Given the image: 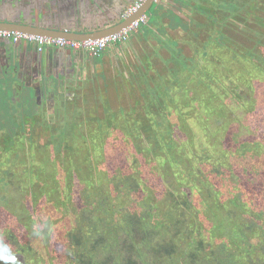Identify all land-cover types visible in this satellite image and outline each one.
<instances>
[{"label": "trees", "instance_id": "1", "mask_svg": "<svg viewBox=\"0 0 264 264\" xmlns=\"http://www.w3.org/2000/svg\"><path fill=\"white\" fill-rule=\"evenodd\" d=\"M172 1L175 9L176 0ZM179 5V14L183 9L189 13L184 17L177 15V23L180 24L176 27L185 32L183 38L191 43V47L194 43L197 45L194 50L197 56L188 58L181 54V50L173 52L168 45H163L170 59L164 72L137 80L140 111L137 112V119L129 117L130 123L137 128L135 133H127L131 140L137 141V155L143 161L154 163V170L163 184L161 197L155 196L142 183L138 160L133 161L137 165L132 167L133 172L127 170L109 177L98 171L99 155L95 152L102 149L104 133L111 130L113 120L106 119L108 126H102L98 121V127L91 129L89 122L81 123L83 130H78L79 138L88 142L82 143L81 148L74 145L76 143L72 147V142L66 140L74 139L77 134L75 128L80 125L78 122H73L71 128L55 126L52 134V139L58 140L55 161L64 170L66 185L74 176L79 178L83 185V197L74 203L70 185L58 186L60 180L53 159H50L51 170L44 168L48 162L38 165L31 162L28 167L33 182L30 186L31 203L37 205L43 196H49L46 202L56 212L68 211L74 216V223L65 237L62 255L54 246L51 248L54 255H45L41 259L29 245L31 233L39 232L38 236L49 239L47 225L44 224L43 228L37 221L38 208H30V218L27 205L17 208L1 197L0 200L7 201L4 204L14 208L15 213L7 217L14 221L13 224L9 225L8 220L4 222L0 245L11 247L16 264H264V210L260 207L261 203L264 204V195L256 184L249 199L240 193H232L226 198L217 188L214 189L212 179L221 175V167L229 166L225 158L214 159L206 154L199 163L192 158L196 169L187 159L189 167H184V151L180 144L184 134L179 125L168 119L173 115L180 122L199 118L207 131L215 127L228 134V124L237 121L239 113L256 116L261 107L254 105L260 103L256 96L264 98V91L258 88V92L254 93L251 85L244 80L245 75L233 77L231 73L232 68L246 57L259 54L257 59L264 60L262 50H259V46L264 45V0H181ZM159 8L156 5L155 19ZM171 62L170 67H175L174 71L168 68ZM254 66L259 67L257 64ZM257 68L253 67L254 70ZM260 71L264 73V67H260ZM184 72H189L185 80H192L190 85L180 80V74ZM173 75L179 85L175 90L174 82L169 83L168 80V76L173 80ZM225 75L230 79L227 80ZM192 92H200L201 96L206 92L209 96L198 98ZM228 97L232 99L233 109L230 108L231 102L225 101ZM214 99L220 100L213 111L217 118L206 124L198 106ZM222 108L223 117L220 118L218 114ZM9 123H0V130H5L7 135L4 151L14 148L18 133L15 130H25V122L20 126L14 124L13 129L7 127ZM204 135L207 145L211 143L214 147L211 141L215 134ZM192 146L196 147V144L192 143ZM242 146L246 148V145ZM12 152L19 157L16 149ZM74 152L82 153L83 158H74ZM81 170L86 172V177ZM42 171L46 179L41 183L39 174H34ZM139 193L143 199L137 204L132 199ZM194 196L199 202L194 203ZM149 198L153 201L149 202ZM142 202L148 205L144 206ZM252 202H255L254 205ZM75 205L82 207L74 208ZM15 228L17 231H14ZM144 244V250H141ZM2 253L3 248L0 247Z\"/></svg>", "mask_w": 264, "mask_h": 264}, {"label": "rangeland", "instance_id": "2", "mask_svg": "<svg viewBox=\"0 0 264 264\" xmlns=\"http://www.w3.org/2000/svg\"><path fill=\"white\" fill-rule=\"evenodd\" d=\"M180 3L181 0H176L174 5L178 6ZM173 11L175 13H173ZM155 13L156 4H153L150 10L145 14L148 21H150V26H156L161 21L157 15H155L157 18H154ZM166 13L171 20V22H169L172 26L171 29L173 28L174 30L166 37L168 42H164L166 41L165 38L163 41L161 39L164 35V29L161 26L159 34L156 33V31H158L155 29L156 27L150 28V32L147 31V35L149 34L151 36L150 38L148 37L151 41H149V47H144L143 44H141L138 49L137 74L139 75L137 80L153 76L159 71L164 72V67L168 63L170 57L163 50V42L168 45L169 49L173 52L181 50V54L188 58L197 56L194 54L197 45L194 43L191 47V43L183 38L185 32L181 28L176 27V25L180 24L177 23L178 11L170 9L169 12ZM187 13L189 12L186 9H183L182 14L180 15L181 17H184V14ZM249 25H251V23H249ZM140 29L144 31L147 27L141 26ZM259 50H262L261 54L264 56V45H260ZM173 54L174 53H172V55ZM258 56L259 54L253 57L244 58V61H242L241 64H237L232 68L233 72L231 73L233 77H242L245 75L244 80L251 85L254 93L258 92V88H262V91H264V73L260 71V67H264V60L262 58H259L258 60ZM255 64L259 67L257 68L254 66ZM171 65L172 62L168 64V68H171V71H174L175 67H170ZM253 67L257 69L254 70ZM252 69L253 71H251ZM188 73L189 72L181 73L180 80L190 85L192 80H185ZM168 78L169 83L174 82V90L179 87L174 75L173 80L172 77L168 76ZM225 78L227 80L230 79L227 75H225ZM164 80L166 81L165 76ZM191 87H189V90ZM73 88H70L69 91L66 88L64 93L61 94L62 97L59 99L60 101L57 99L56 101H58V103L44 112L43 119L45 121L43 120L40 125L35 127L25 128L23 133H20V136L14 139V148L12 150L16 149L19 157L14 156L11 149L10 151L3 150L7 144L3 142V137H0V199L1 197L5 198L8 201V204L12 203V205L17 208L27 205L30 218H32L30 208H38L36 213V217L38 218L37 221L41 224V227L43 226V228H45L44 224L47 225L46 228L47 232L49 231V239L44 240L41 236L31 233L32 239H29V245L38 253V256L41 259L45 255L53 256L54 252L51 248L54 246L57 248L59 254L65 250L62 246L66 244L64 240L67 233L71 232L74 223V216L68 214V211L63 213L56 212L52 208V205L46 202L49 196H43L37 205L31 203L30 186L33 182L30 180V169H28L30 163L35 162L38 165L42 162H48V165H45L44 168L51 170L50 159H53V161L56 162L55 164L53 163V166L54 168L57 167L55 172L60 180L58 186L64 187V185H70L74 203L77 202L76 199H81L83 197V185L79 178L74 176L72 181L68 179V181L71 182L66 185L64 170L60 168L59 162L55 161V144L58 143V140L52 139L55 126L61 127L62 129L67 128V126L68 128H71L73 122H78L81 126L79 125L77 129L75 128V130H77L76 136L74 135L73 140L69 138H66V140L72 142V147L73 144L76 143L74 145L81 148L83 147L82 143H88L79 138L78 130H83L81 123L87 124L89 122L88 126L91 129L93 127H98V121L102 126H108L106 119L109 118V120H113L112 125L110 126L111 130L109 129L107 130V133H104L102 149L99 148V150L95 152L96 155H99L97 156L98 171L101 174L102 172L106 173L109 177H111V174H122V172H126L127 170L133 172L134 170L132 167H137L133 161L138 160L141 165H139L140 178L144 186L150 188L158 198L161 197V191L163 190V184L154 170V163L143 161V158L140 155H137V151H139L135 146L137 141L131 140L127 134L135 133L137 128V126L130 123L131 118L129 117H135L137 119V112L140 111L137 104L141 101L138 86L135 88V94L132 95L130 94L128 84L120 86L118 87V90H115L113 86L107 82L101 83L100 80L93 81L87 77L81 80V82L79 81L76 83ZM192 95H196L198 98H206L209 96L206 92H204L202 96L200 92H192ZM256 97H258L260 103H255L254 105L256 107H258V104L261 106L259 107V111H256V116L253 114L242 116L239 113V120L236 119L237 121H234L235 123L231 122L233 123L231 126V123L228 124V134L227 131L225 132L223 129L215 127L207 131L204 129V125L199 118L186 122H180L177 120L176 115L168 118L171 123L179 125L184 134L181 135L182 142L180 143L182 147L181 149L185 154L182 156L184 157L182 159L184 167H189L188 160L191 164L193 163L194 169H196V163L192 158L197 159L199 163L206 154H209L214 159L216 157L225 158V163H228L229 166L226 165L221 167V175L212 179V183L214 189L217 188L222 196H225L226 198L232 193H240V195L249 199L252 195L251 191L253 185L255 184L264 195V98H259V96ZM2 100L6 102L8 99L2 97ZM225 101L231 102L230 108L233 109L231 97L226 98ZM219 102L220 100L214 99L208 104L205 102L201 106H198V108L201 109V116L204 117V122L206 124L214 121V118H217L214 116L213 111L216 110H214V108ZM36 104L37 102L35 100V105ZM0 109L5 110V112L0 111V120H5L6 122L9 121L13 124L12 119H14L16 115L12 117L11 114H7L8 107H0ZM32 110H35V106H32L30 113ZM217 113L218 111H216V114ZM33 115L34 114H32V116ZM115 115L117 116L112 118ZM218 115L220 118L223 117V108L220 109ZM63 117L65 121L63 120ZM21 120L27 123L31 122L29 121V115H27L26 112L21 115ZM209 133L215 134L211 141L214 144V147L211 143L207 145L204 139V134H208V137ZM3 134L4 133L1 135L3 136ZM192 143H195L196 147H193ZM242 145H246V148ZM231 152L233 155H231ZM74 154L75 155L72 156L76 159L83 158V155L80 152H74ZM62 156L63 155H61V157ZM67 166L70 167L71 165L68 164ZM36 174H39L41 183L46 179V174L43 173V171L41 173L36 172L34 176ZM81 174L83 177H86L85 171L81 170ZM106 174H104V176H106ZM9 183H11V185L8 186ZM119 195L123 198L122 193ZM142 199L143 197L139 193L137 196H134L132 200L138 204ZM145 200L147 201V198ZM152 201L153 199L149 198V202ZM193 201L194 203L199 202L198 197L194 196ZM6 202L0 200V231L4 226V222L8 220L7 217L10 216L9 214L15 213V209L7 207ZM142 203L144 206L148 205L146 202ZM254 203L255 202H252L253 205ZM154 204L155 203H153V205ZM78 206L79 205H75L74 208L82 207V205L81 207ZM257 207L256 210L259 209V205ZM260 207L264 210L263 203H261ZM6 210L8 213H6ZM10 220H8L9 225L14 223V221ZM7 227L10 229V226ZM13 227H16V225ZM204 227L208 228L206 226ZM14 231H17V228H15ZM204 243L208 244L207 240H204ZM145 245L146 244L141 246V250H144L143 247ZM13 264H16V261L13 260Z\"/></svg>", "mask_w": 264, "mask_h": 264}, {"label": "crops", "instance_id": "3", "mask_svg": "<svg viewBox=\"0 0 264 264\" xmlns=\"http://www.w3.org/2000/svg\"><path fill=\"white\" fill-rule=\"evenodd\" d=\"M172 2V0H156L155 4L160 6L158 9V17L161 21L156 26H150L147 19L146 24H148H145L147 29L142 31L139 28V31L133 34L126 43L109 46L99 57L90 58L87 53L81 51L47 48L41 55L43 74H37L35 77L33 73H30V70H34L36 66H38L35 62L36 48L26 41H21L16 44L10 43L12 42L11 40H5V42L0 41V43L3 44L0 45V70L8 73L13 72L15 77L12 80L13 84H10L11 82L9 79L6 81L7 85L9 84L5 92V97H8L7 102L12 105L13 111L22 113L23 111L26 112L29 110L28 115L31 117L32 114H34V125L37 126L44 120V112L60 101L59 99L62 97L61 94L64 93L66 88L69 91L70 88L72 89L75 87L76 83L79 81L81 82V80L87 77L93 81L100 80L101 83L107 82L111 84L115 90H118L120 86L128 84L130 94H135L138 78V49L141 44H143L144 47H149V41H151L149 38L151 36L149 34L147 35V31H149L150 28L156 27L155 29L158 30L156 33L158 34L159 30H161L160 26L164 29V35L161 38L162 41L164 38L166 40L170 32H173L174 29H171L166 13L169 12L170 9H174ZM102 3L103 0H101V4ZM113 4H116V2L114 1ZM109 6L112 7L110 9H113V13L116 14V7L114 5ZM179 6L180 5L175 6V10L178 11V13L181 9ZM57 7L59 8V6ZM127 9L123 10L124 14ZM173 13L175 12L173 11ZM164 42L168 41L166 40ZM164 42L163 44H165ZM14 48H19V50L22 51L20 63L15 64L16 67L18 66L16 70L10 68L11 63L9 59L11 55L10 52H12ZM32 58H34V60ZM57 99L58 101H56ZM35 100L37 102L36 105ZM32 106H35V110H33L31 114L30 110ZM12 121L13 124H15L16 118L12 119ZM0 122L8 123V121L6 122L5 120H0Z\"/></svg>", "mask_w": 264, "mask_h": 264}, {"label": "water", "instance_id": "4", "mask_svg": "<svg viewBox=\"0 0 264 264\" xmlns=\"http://www.w3.org/2000/svg\"><path fill=\"white\" fill-rule=\"evenodd\" d=\"M64 1H65V5H63L61 1V5H60L61 9H59L58 7L57 8L55 7V5L57 4L59 6L58 2L52 3L53 0H47L44 2L45 4L43 10L47 15L48 13L51 12L52 15L57 16L58 17L57 19L62 25V27L64 26L69 28L66 29V31L62 27L59 28L61 32H56V31L52 32L47 29L35 31L23 27L10 28V27H5L6 25L1 23L0 32L3 31L20 32L23 34H30L34 36L72 39L76 41L100 39L112 35L114 33H117L121 31L123 28H126L132 22L137 20L139 17L145 15V13H147L150 10L152 5L156 3V0H146L144 5L141 7V9L137 13L129 16L128 18L123 19L124 12H122L121 15L118 16L117 19L113 21L110 25H105L99 28H95L93 32L89 30L85 33V31H82L80 29L87 28V24L89 23V21L95 20L97 13L98 16L100 15V17L101 14L103 16H109L110 14H114L113 9H109L110 12L109 13L107 11L108 8L102 7L101 0H64ZM118 1L130 6L135 0H118ZM62 19L63 20L65 19V22L67 23L62 22ZM0 45L3 44L0 43ZM21 52L22 51L19 50V48L17 49L14 48L12 52H10L11 55L9 59L11 63L10 66L11 69L16 70L18 68V66L16 67L15 64L20 63ZM32 59L34 60V58ZM35 62L36 63L40 62L37 56ZM6 77H14V73H9V76Z\"/></svg>", "mask_w": 264, "mask_h": 264}, {"label": "flooded vegetation", "instance_id": "5", "mask_svg": "<svg viewBox=\"0 0 264 264\" xmlns=\"http://www.w3.org/2000/svg\"><path fill=\"white\" fill-rule=\"evenodd\" d=\"M47 0H0V24H5V27H10V28H17V27H23L27 29H32L35 31L39 30H50L52 32H61L59 28L62 27L60 22L58 21V17L54 16L50 13L48 15L45 13L43 10L44 8V2ZM62 4L65 5L64 0H53L52 3L58 2L59 6ZM116 2V4H113V2ZM109 5H114L116 7L117 13L116 14H110L109 16H103L101 14L98 16V13L96 15L95 20L89 21L87 24V28H85L87 31L93 32L95 28H99L105 25H110L113 21L117 19L118 16L121 15L123 10L127 9L129 5H126L125 3H122L117 0H103L102 7L103 8H108L107 11L109 12V9L112 8ZM55 5V7H57ZM61 9V6L59 7ZM110 13V12H109ZM62 22H65V19H62ZM67 23V22H65ZM70 27V26H68ZM63 29H69L67 27H62ZM83 31V29H80ZM34 76L38 74V70L33 71ZM3 93H2V88L0 86V107H8L7 114H12L13 116L16 115V123L17 125H22L24 121L21 120V115L22 113L13 111V107L9 102H4L2 100ZM6 98V97H5ZM7 99V98H6ZM13 102V100H12ZM1 112H5V110L0 109ZM11 112V113H10ZM28 115V114H27ZM19 117V118H18ZM34 118V117H33ZM33 118L29 116V121L30 123L25 122V128L27 127H35ZM2 124H5L3 122H0ZM8 124V123H6ZM11 129H13L14 124H10L9 126ZM17 131V136H20V133H23V131H20L16 129ZM2 133L3 136L1 135ZM0 137H3V142H7V135L5 130H0ZM11 137V136H10Z\"/></svg>", "mask_w": 264, "mask_h": 264}, {"label": "built area", "instance_id": "6", "mask_svg": "<svg viewBox=\"0 0 264 264\" xmlns=\"http://www.w3.org/2000/svg\"><path fill=\"white\" fill-rule=\"evenodd\" d=\"M145 1L146 0H135L126 10L123 19L137 13L144 5ZM146 22L147 18L143 15L117 33L100 39H92L87 42H77L62 38H48L30 34L8 32H0V38L10 37L14 43L24 40L28 42V44L33 45L38 52L50 47H59L74 50H85L88 52L90 58H95L99 57L109 46L126 43L133 34L139 31L141 26L146 24Z\"/></svg>", "mask_w": 264, "mask_h": 264}, {"label": "bare ground", "instance_id": "7", "mask_svg": "<svg viewBox=\"0 0 264 264\" xmlns=\"http://www.w3.org/2000/svg\"><path fill=\"white\" fill-rule=\"evenodd\" d=\"M83 31H85V33L87 32V30L85 28H83ZM3 32H8V31H3ZM8 33H20V32H8ZM21 34H23V33H21ZM0 40H3V41H5V40H11L12 42H10V43L16 44V43L13 42L12 38H10V37H8V38H0ZM66 40H72V39H66ZM22 41H24V40H22ZM72 41H76V40H72ZM87 41H89V40H82V41H77V42H87ZM19 42H21V41H19ZM50 48H57V49H60V50H69V51H73L74 50V49L59 48V47H50ZM46 49L42 50L41 52H38L36 50V56H37L38 60L40 61V62L36 63L38 65V66H36V70H38V74H41V75L43 74V68L41 66V55H42V53H44V51ZM74 51L85 52L88 55V52L85 51V50H74ZM34 70H30V73H33ZM6 76H9V73L8 72L0 71V86L2 88V93H3V96L4 97L6 96V93L5 92H6V89H8V85H9V84L7 85V82L6 81L9 79V81L11 82L10 84H13L12 83V80L15 78V77L10 78V77H6Z\"/></svg>", "mask_w": 264, "mask_h": 264}, {"label": "clouds", "instance_id": "8", "mask_svg": "<svg viewBox=\"0 0 264 264\" xmlns=\"http://www.w3.org/2000/svg\"><path fill=\"white\" fill-rule=\"evenodd\" d=\"M39 235V232L35 233ZM3 248V253L0 254V264H13L12 249L7 244L0 245Z\"/></svg>", "mask_w": 264, "mask_h": 264}]
</instances>
